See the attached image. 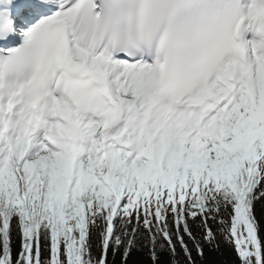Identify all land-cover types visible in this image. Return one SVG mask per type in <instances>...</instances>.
<instances>
[{
	"label": "snow or ice",
	"instance_id": "snow-or-ice-1",
	"mask_svg": "<svg viewBox=\"0 0 264 264\" xmlns=\"http://www.w3.org/2000/svg\"><path fill=\"white\" fill-rule=\"evenodd\" d=\"M0 264H264V0H0Z\"/></svg>",
	"mask_w": 264,
	"mask_h": 264
}]
</instances>
